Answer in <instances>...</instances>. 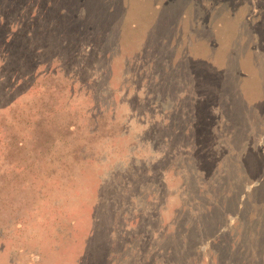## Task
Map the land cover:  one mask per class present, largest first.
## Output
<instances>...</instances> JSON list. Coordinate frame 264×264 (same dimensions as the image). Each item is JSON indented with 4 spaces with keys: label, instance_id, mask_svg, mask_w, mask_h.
<instances>
[{
    "label": "rangeland",
    "instance_id": "1",
    "mask_svg": "<svg viewBox=\"0 0 264 264\" xmlns=\"http://www.w3.org/2000/svg\"><path fill=\"white\" fill-rule=\"evenodd\" d=\"M100 194L114 264H264V0H0V264L93 261Z\"/></svg>",
    "mask_w": 264,
    "mask_h": 264
},
{
    "label": "flooded vegetation",
    "instance_id": "2",
    "mask_svg": "<svg viewBox=\"0 0 264 264\" xmlns=\"http://www.w3.org/2000/svg\"><path fill=\"white\" fill-rule=\"evenodd\" d=\"M109 195H111V194H107V196L100 194L98 196V204H97V208L95 210V216L93 218V220H94L93 228H92V231L90 232V234L88 235L89 238H88L86 245H85V250H86L89 247H91L90 244H95V246L92 249L93 250L92 251L93 261L88 262L87 264H97V263L98 264H114L112 255H113L115 246L117 247V244L115 242L110 241V239H112V236H109L110 234L108 235V233L106 232V229L103 226V222L105 221V214L108 213V210H107L108 205L104 202V200ZM105 222H107V221H105ZM170 224L174 225L173 223H170ZM190 229H191V227H189L187 229V231ZM161 230H163V229H161ZM184 231H186V230L184 229ZM184 231L183 232L173 231L174 233L171 232L170 235L167 237H165V233L161 234V231L157 232L158 234H157V236H155V238H154V235L145 236V237L141 236L140 241H139L140 244L138 246L140 247L141 251L147 250L148 252H150L151 256L148 260L149 264H161V258L160 257H162L163 253H165L167 250H170L169 251L170 258L169 259L171 261H173L174 264H182L181 258L183 257L185 251H188V250L190 251V249H191L192 253L190 255V258H192L196 255L194 253L199 252L198 250L201 246L207 245L208 249H209L208 251L211 253V251H212L211 248L216 247L217 243L218 242L220 243V241H221V240H219L215 244L212 245L210 242L211 240H206L204 244L198 245L199 242L201 241V239L199 237L197 238V235L199 232H197V233L194 232L192 234H189V237H190L189 241H185L184 240L185 237H183ZM191 235L195 236V242H193V243H192V240L194 237L191 239ZM93 238H95V241ZM114 239L117 243L120 240L119 236L114 237ZM166 239H168V240H166ZM198 239H199V241H198ZM152 240H155L157 242L160 241V243L164 241L165 244L162 246H159L156 243H153V242L151 243ZM169 242H173V246H171ZM177 244H178V246H177ZM99 245H104V250L101 252L100 257H99V253L94 252V249L97 248L96 246H99ZM85 250H84V252H85ZM96 261H97V263H96ZM218 262H219V260H218ZM79 264H82L80 262V259H79Z\"/></svg>",
    "mask_w": 264,
    "mask_h": 264
},
{
    "label": "trees",
    "instance_id": "3",
    "mask_svg": "<svg viewBox=\"0 0 264 264\" xmlns=\"http://www.w3.org/2000/svg\"><path fill=\"white\" fill-rule=\"evenodd\" d=\"M222 207H219V209ZM238 208V207H237ZM215 209H218V205L215 204L214 206H207L205 207L204 213H207L208 218L211 219V217L213 216V211H215ZM222 212H224V209L221 210ZM220 224V223H219ZM218 223H214V220L212 219V221H207L206 223L202 224V226L197 227V224L194 225V228H191L190 230H186L184 231V240L185 241H189V234L194 233V231L199 232L197 235V238L199 237L201 239V241L199 242L198 245L204 244L206 240H211V244H215L217 241L220 240V237H224V234L222 232H224L223 227H225V225L227 224L226 222H224L223 224L219 225ZM111 231L109 230V233ZM222 233V234H221ZM95 241V238H93ZM91 247L93 248L95 246V244H90ZM97 248L94 249V252L99 253V257L101 255V252L104 250V245H99L96 246ZM212 247V246H211ZM91 248V249H92ZM215 249L211 248V250ZM86 251V250H85ZM93 251V250H92ZM169 251L167 250L165 253H163V256L160 257L161 258V264H174L173 261H171L170 255H169ZM215 253L217 254L216 250ZM178 254V253H177ZM218 255V254H217ZM91 262V261H89ZM88 262H86L85 264H87ZM97 263V261H96ZM98 264V263H97Z\"/></svg>",
    "mask_w": 264,
    "mask_h": 264
}]
</instances>
